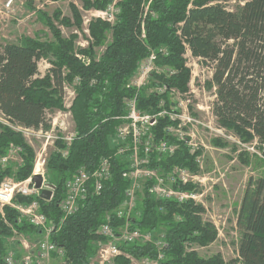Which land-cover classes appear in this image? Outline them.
Here are the masks:
<instances>
[{
	"label": "trees",
	"instance_id": "obj_1",
	"mask_svg": "<svg viewBox=\"0 0 264 264\" xmlns=\"http://www.w3.org/2000/svg\"><path fill=\"white\" fill-rule=\"evenodd\" d=\"M84 10L104 11L113 0H79ZM230 0H119L114 23L95 19L89 23L93 42L87 49L75 47L76 35L63 37L51 21H47L55 42L41 43L25 39L20 44L0 45V112L7 124L0 123V157L10 145L21 148L22 163L15 173L17 180H25L33 171L34 152L17 128L50 129L47 112L63 110L64 90L67 83L78 78L75 97L69 109L75 134L70 144L56 141V152L46 161V171L53 172V192L50 200L35 196H15L14 201L30 204L35 201L39 212L55 226L49 241L63 251L70 264H89L95 252L97 230L106 223V214L124 200L130 180L124 178L126 164L111 160L110 177L101 191H92L80 202L78 209L65 216L59 206L65 197V181L83 167L92 172L99 160L113 153L109 137L125 115L124 100L134 94L128 82L138 64L155 53L154 64L168 73L153 74V78L167 88L186 91L189 71L184 67L185 48L212 71L215 100L211 114L219 127L233 131L242 143L258 140L264 143V0H237L233 11L226 9ZM147 10L145 11V5ZM72 19L58 20L66 27L81 29V14L71 6ZM143 22L144 38L141 37ZM111 31V41L99 59L93 49L105 41V32ZM185 46V47H184ZM164 48L165 52L160 49ZM75 50L89 62L79 60ZM51 67L44 76L38 75V62L48 59ZM93 83V84H92ZM157 84V85H158ZM164 95L138 94V109L159 112L157 101ZM173 102L166 101L167 109ZM176 125L167 117L158 118L152 128L154 145L160 141L176 143L178 148L167 155L152 149L146 167L160 170L165 180L174 169H197L195 158L199 151L190 153L182 142L175 141L164 131L168 124ZM216 144H219L216 142ZM64 151V152H63ZM63 152V153H62ZM264 158V151L262 153ZM10 175L9 168L0 169V183ZM152 180L144 183L139 202L140 213L129 219L130 230L154 232L164 228V245L159 249L151 242L120 243L119 250L134 259L148 258L156 264H223L221 258H200L187 245L205 246L215 239L211 224L201 219V206L191 201L178 202L172 198L155 199L149 189ZM175 190H190V185L174 183ZM0 216V238L10 234L11 228L24 233H39L42 229L26 220L18 221V213L4 207ZM110 214V225L121 227L123 219ZM8 223L11 227H9ZM239 234L237 256L241 264H264V178H250L244 190L236 218ZM102 239V237L100 238ZM0 239V264L5 255ZM159 253L162 259H158ZM113 264H130L123 255L116 256Z\"/></svg>",
	"mask_w": 264,
	"mask_h": 264
},
{
	"label": "rangeland",
	"instance_id": "obj_2",
	"mask_svg": "<svg viewBox=\"0 0 264 264\" xmlns=\"http://www.w3.org/2000/svg\"><path fill=\"white\" fill-rule=\"evenodd\" d=\"M113 1H115V4L112 13L115 15L116 3L119 0ZM238 3L237 0H230L225 3L224 6L226 9L233 11ZM71 6H75L81 14V29H77L76 27H66L58 20H55L57 15L60 16V18L72 19ZM108 7L106 9H108ZM100 12L103 11L93 8L87 11L84 10L82 8V3L79 0H0V45L6 43L20 44L25 39L52 44L55 42V39L47 23V21H51L53 26L57 30H60L63 37L68 38L71 34L76 35L74 39L76 49H87L88 44L93 42L89 32V23L95 19H101L100 17L103 16ZM101 20L106 21L104 19ZM114 20L115 18L111 22H106L113 25ZM110 41L111 31L107 30L105 32V41L103 44L101 46H95L93 49L95 59H99ZM186 48L182 55V58L184 59V67L189 71L186 91L181 92L175 88L169 89L163 84H158L159 81L152 77L153 74L158 75L165 73L166 71L163 67L154 64L155 59L150 63V72H152V74H150L151 76L137 80L139 73H141L140 67L147 65L150 60L149 57L155 55L153 50H148L149 56L138 64L135 74L129 79L128 86L134 90V94L124 100L126 109L124 116L128 114L126 105L127 101L135 100L138 109V94L143 93L148 96L152 94V90H155L157 86H165V92L160 95H165L166 98L160 97V100L157 101L159 112L150 113L140 109L138 110L152 116L161 113L157 119L167 117L171 122H176V125L169 123L165 127L164 131L166 134L174 138L175 141L184 143L186 147H188L190 153L199 151V155L195 158L197 169L195 171L185 169L193 180V182L186 184L190 185L191 189L189 191H180L194 196V198H189L187 201H191L194 205L201 206L202 212L200 216L202 221L211 224L216 233L215 239L209 244L205 246L190 244L187 245L186 249L188 251H195L197 255L203 259L218 256L221 258L223 264H241L237 256V242L239 238L236 228L237 212L248 180L250 178H264V158L262 156L264 143L259 142L258 140H253L250 143L244 144L233 131L218 126L217 121L211 114L210 110L211 105L216 98L215 87L210 81L212 71L201 59L193 57L190 51ZM77 50H75V56L79 60L81 59L84 64H88L89 59ZM50 57L52 56L38 62L39 76H44L46 71L51 67L50 61L52 58ZM166 75L168 76L169 74ZM78 80V78H74L72 83H67L65 85L63 110L47 112L46 118L51 124L49 130L36 131L29 129V132H23V137L26 143L34 152L32 173H34L35 166L38 165L40 174L43 178L42 188L50 190L51 192H53L54 187L51 180L55 176L53 172L48 173L46 171V161L52 153L56 152L57 140L62 141L68 146L71 141H69V139L74 137L75 124L69 109L72 105L73 98L75 97L74 86L77 85ZM166 101H168V103L173 102L175 105H172L171 109H167ZM186 116L189 119L188 122L185 120ZM0 123L7 124L1 112ZM119 127L128 128V131L131 129L129 128L128 120L124 122L121 120V123L116 126L114 133L109 137V144L112 148L119 144V141L115 139L116 129ZM177 133L183 135V140L179 138ZM151 134L154 139L153 131H151ZM216 142L219 144H216ZM169 146H175L176 149L178 148L176 143H170ZM21 151V148L18 146H9L5 154V156L8 155V161L5 164H0V169L4 170L9 168L10 175L4 177L1 183L6 180H11L13 183L24 181L17 180L15 177V173L22 163ZM174 151L169 152L167 155L173 154ZM3 157L4 156H1L0 158ZM114 159H118L126 164L124 178L130 180L128 189L131 185L134 187L133 199L132 205L129 207L126 205L128 200L124 197V200L116 209L111 210L106 214L105 221L107 223L110 222L108 216L109 213L115 214L116 211L121 210L125 213L127 219L122 218L124 223L120 228H117L120 230L126 228L130 229L129 219L138 216L140 213L138 206L143 195V188L146 179L143 176H139L134 179L135 183L133 182V171L136 166L140 169H142V167L134 161L132 156L130 157L129 152L123 157L112 158V160ZM155 170L157 177L161 179L166 178L160 170ZM176 170L177 168L172 170V172ZM32 176L33 175H30V177ZM173 184L174 181L171 179L166 183L163 182V187L171 188ZM39 192L40 190H37V194ZM15 196H18V194H15L12 200L15 205L27 207L32 203H17L14 201ZM155 199L159 200L160 198L155 197ZM4 207L14 209L18 213V221H28L27 215L11 207V205H4L2 208L0 207L1 218L4 219ZM4 222L6 223V221ZM6 224L11 227L8 223ZM50 225V222L45 219V225L38 226L42 229V232L32 234L28 232H19L11 228L10 234L0 238L6 251L3 258L4 263L6 264L8 261L10 264H22L26 257H31V263L33 264L35 260L33 255L35 254L38 242L40 243L49 240V235L52 232L48 229ZM139 232L141 237L138 242H151L157 249H159L161 245H164L163 227L158 228V230L154 232ZM98 236L99 239L94 242L95 252L90 255L88 263L113 264V259L116 256L111 257L107 262L102 263L103 260L100 256V252L101 249L106 248L107 239L101 235ZM101 237L102 239H100ZM119 255H123L129 259L130 264H156V261L148 258L140 260L131 258L130 256L123 254L121 251L117 256ZM162 258V255L159 253L158 259ZM39 259L40 257H38V260ZM43 259L42 264H70L68 259L64 256L63 251L59 250V248L52 251V253H49V255Z\"/></svg>",
	"mask_w": 264,
	"mask_h": 264
},
{
	"label": "built area",
	"instance_id": "obj_3",
	"mask_svg": "<svg viewBox=\"0 0 264 264\" xmlns=\"http://www.w3.org/2000/svg\"><path fill=\"white\" fill-rule=\"evenodd\" d=\"M115 1L103 12H100L104 19L108 22H111L114 19V14L112 13V9L114 7ZM147 10V4L145 5V11ZM117 12V10L115 11ZM144 27L143 22L141 24V37L144 38ZM161 52H165L164 48L160 49ZM148 64L140 67L139 77L137 80H141L147 76H151L152 72H150V63L155 59V55L149 57ZM138 71V70H137ZM165 72V71H164ZM168 74H172V71L166 72ZM165 86L159 87L155 90H152L156 96H160V94L165 92ZM128 114L126 116L121 117V120L129 121V128H117L115 139L119 141V144L116 147H113V154L108 157H103L100 159L97 167L92 172H87L85 168H78L72 177L68 178L64 183V188L66 191L65 197L60 201L59 206L62 213L65 216H69L74 211L78 209L80 202L83 201L90 191L93 192L94 195H98L101 191L102 184L105 180L110 177V167L111 160L114 157H123L126 153L129 152L130 157L134 158V161L140 164L142 169L136 166L132 175L134 179L143 176L147 180H152L153 184L151 185L149 191L153 194L154 197H159L160 199H169L172 198L176 200L178 203H183L187 201L189 198H194L193 195L188 193L181 192L179 190H174L171 188L163 187V182L166 183L171 179L174 183H179L185 185L189 182H193L192 178L188 174L185 169H177L172 172V174L168 177L167 181L165 179H161L156 176V170H150L146 167L149 162V157L153 148H156L157 151L168 154L169 152H173L176 147H171L165 141H160L157 145H154V139L152 138V128L156 125L157 117L161 115V113L156 116L149 115L147 113L140 112L137 109L135 104V100L126 102ZM164 114V113H163ZM185 120L188 122L189 119L187 116ZM17 130L22 133L29 132V129L17 128ZM178 131V130H175ZM130 133V134H129ZM179 138L183 140V135L181 133H177ZM71 138L69 139V141ZM139 157V159H138ZM8 161V155L0 158V164H5ZM178 175H177V174ZM32 175H36L32 173ZM41 175V174H40ZM177 175V176H176ZM42 176V175H41ZM175 179V180H174ZM135 183V182H134ZM133 190L134 187L131 185L130 188L126 191V205L131 207L132 199H133ZM15 194L21 196H35L37 194V189H35L31 177L22 182L13 183L11 180H6L0 185V207L2 208L4 205H8L21 212H23L28 217V222L34 226H42L45 225V218L41 213H39L38 204L34 201L27 207L22 205H15L12 200ZM26 208V209H24ZM36 210V211H35ZM109 216V215H108ZM115 216L119 219L126 218L125 213L123 211H116ZM110 218V216H109ZM108 218V220H109ZM127 219V218H126ZM120 228V227H119ZM119 228L114 229L111 227L110 222H106L103 224L98 230L97 234L101 235L105 239H107V246L104 249H101V258L102 263L107 262L111 257H115L120 254V250L118 245L120 243H134L140 240L141 234L138 230H130L128 228L120 230ZM49 231H54L55 226L50 225ZM58 249L53 243L48 241L38 242V246L36 248L33 264H42V259L52 253V251ZM60 250V249H59ZM38 257L40 259L38 260ZM44 260V259H43ZM10 264L8 261L6 264ZM22 264H32L31 257H26L23 260Z\"/></svg>",
	"mask_w": 264,
	"mask_h": 264
},
{
	"label": "water",
	"instance_id": "obj_4",
	"mask_svg": "<svg viewBox=\"0 0 264 264\" xmlns=\"http://www.w3.org/2000/svg\"><path fill=\"white\" fill-rule=\"evenodd\" d=\"M31 181L35 187V189L40 190V198L43 200H50L52 197V192L50 190H46L42 188L43 185V178L40 174L33 175L31 177Z\"/></svg>",
	"mask_w": 264,
	"mask_h": 264
},
{
	"label": "bare ground",
	"instance_id": "obj_5",
	"mask_svg": "<svg viewBox=\"0 0 264 264\" xmlns=\"http://www.w3.org/2000/svg\"><path fill=\"white\" fill-rule=\"evenodd\" d=\"M34 173L35 174H40V169L38 168V165L35 166Z\"/></svg>",
	"mask_w": 264,
	"mask_h": 264
}]
</instances>
